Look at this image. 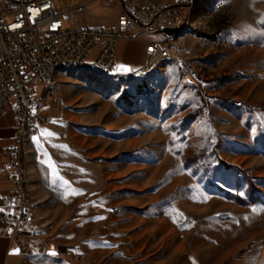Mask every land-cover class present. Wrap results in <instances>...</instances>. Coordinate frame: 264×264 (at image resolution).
<instances>
[{
  "label": "rangeland",
  "instance_id": "374dc122",
  "mask_svg": "<svg viewBox=\"0 0 264 264\" xmlns=\"http://www.w3.org/2000/svg\"><path fill=\"white\" fill-rule=\"evenodd\" d=\"M86 1L69 25H117L118 4ZM175 1L182 64L109 77L93 54L59 71L47 97L49 129L61 137L65 121L81 155L76 192H111L147 220L124 230L115 254L111 237L88 243L84 264H264V0ZM149 39H132L137 58ZM58 244L40 264L66 262L71 247Z\"/></svg>",
  "mask_w": 264,
  "mask_h": 264
},
{
  "label": "built area",
  "instance_id": "2783aa9c",
  "mask_svg": "<svg viewBox=\"0 0 264 264\" xmlns=\"http://www.w3.org/2000/svg\"><path fill=\"white\" fill-rule=\"evenodd\" d=\"M104 1L120 6L114 28L69 25L74 15L87 9L90 2L86 0H58V4L55 0H0V116L12 101L17 126L13 144L4 149V168L12 185L0 192V230L11 233L21 253H33L37 247L44 255L62 252L55 242L35 245L34 235L24 231L32 213L24 191L22 142L26 131H33V138L39 137L52 122L43 114L53 108L47 97L59 85L58 78H52V64L84 63L94 54L91 66L121 73L120 41L142 39L152 33L158 38L147 49L145 68L160 58L175 59L179 65L183 62L178 40L167 31L180 25L175 8L149 0ZM137 28L140 32L135 35ZM31 77L44 85L43 96L36 95ZM64 254L71 255L69 251Z\"/></svg>",
  "mask_w": 264,
  "mask_h": 264
},
{
  "label": "crops",
  "instance_id": "0c3cea01",
  "mask_svg": "<svg viewBox=\"0 0 264 264\" xmlns=\"http://www.w3.org/2000/svg\"><path fill=\"white\" fill-rule=\"evenodd\" d=\"M149 1L170 7L167 4L168 0ZM147 37H150L149 45L158 38L152 33L142 39ZM132 39L122 40L118 45V59L123 66L121 73L133 74L147 69L145 68L147 52L145 56L137 58L132 47ZM62 128L65 131L70 129L65 121ZM52 130L47 125L39 137L30 138L25 144V170L34 208L24 225V231L34 235L35 245L60 242L66 244L68 248L73 247L69 248L71 255L65 258L64 264H84L82 260L87 254L88 243H93L94 240L106 243L111 237L112 252L114 254L119 252L124 230L137 228L139 223L147 222L146 218L122 210L121 199L111 196V192L93 197L91 200L77 193L75 189L79 183H87L85 172L81 169V155L72 149L69 134L63 131L61 137H58L52 134ZM16 132L13 108L7 106L0 116V192L9 190L12 185L4 168V149L13 144ZM118 208H120L118 213L112 212ZM86 229L97 230L102 234L94 238L93 234H84L83 231ZM50 255L49 257L58 256ZM80 255L81 260L78 259ZM42 257L38 247L33 253H21L11 239V233L0 230V264H40Z\"/></svg>",
  "mask_w": 264,
  "mask_h": 264
},
{
  "label": "bare ground",
  "instance_id": "6f19581e",
  "mask_svg": "<svg viewBox=\"0 0 264 264\" xmlns=\"http://www.w3.org/2000/svg\"><path fill=\"white\" fill-rule=\"evenodd\" d=\"M176 31L173 33V39L178 40L179 36L181 34V30H180V25L177 26V28H174ZM167 62H174L175 63V59H168V58H160L159 61H157V63L152 64V66L150 68H147L145 71L143 72H150L152 70L157 69L160 65L167 63ZM82 62H63V63H54L52 64V78H57L56 74L64 69L67 68H75L78 67L80 65H82ZM91 68L96 71L98 74L101 75H105V76H117L121 73H115V71H109V70H104V69H99V68H95L93 66H91ZM33 138V131H26V139H24V142H22V163H23V174H24V191H25V196H27L28 201H29V209H30V213H32L33 208H34V201L32 198V195L28 189V178H27V174H26V170H25V144L28 141V139ZM25 253H31V251H24Z\"/></svg>",
  "mask_w": 264,
  "mask_h": 264
},
{
  "label": "water",
  "instance_id": "95a60500",
  "mask_svg": "<svg viewBox=\"0 0 264 264\" xmlns=\"http://www.w3.org/2000/svg\"><path fill=\"white\" fill-rule=\"evenodd\" d=\"M167 31H168L169 33H174L176 30H175V29H167Z\"/></svg>",
  "mask_w": 264,
  "mask_h": 264
},
{
  "label": "snow or ice",
  "instance_id": "6c2138e0",
  "mask_svg": "<svg viewBox=\"0 0 264 264\" xmlns=\"http://www.w3.org/2000/svg\"><path fill=\"white\" fill-rule=\"evenodd\" d=\"M260 23H262V24H264V21H261ZM15 27V26H14ZM121 67H123V66H121ZM129 69H126V71H128Z\"/></svg>",
  "mask_w": 264,
  "mask_h": 264
},
{
  "label": "trees",
  "instance_id": "16d2710c",
  "mask_svg": "<svg viewBox=\"0 0 264 264\" xmlns=\"http://www.w3.org/2000/svg\"><path fill=\"white\" fill-rule=\"evenodd\" d=\"M173 7H176V6H173Z\"/></svg>",
  "mask_w": 264,
  "mask_h": 264
}]
</instances>
